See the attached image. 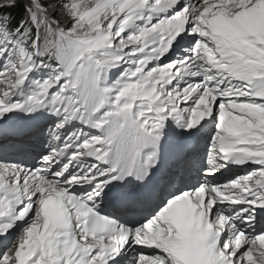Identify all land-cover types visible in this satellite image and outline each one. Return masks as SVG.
Listing matches in <instances>:
<instances>
[{"label":"snow or ice","instance_id":"1","mask_svg":"<svg viewBox=\"0 0 264 264\" xmlns=\"http://www.w3.org/2000/svg\"><path fill=\"white\" fill-rule=\"evenodd\" d=\"M19 3L0 134L47 145L0 162V264H264V0Z\"/></svg>","mask_w":264,"mask_h":264},{"label":"bare ground","instance_id":"2","mask_svg":"<svg viewBox=\"0 0 264 264\" xmlns=\"http://www.w3.org/2000/svg\"><path fill=\"white\" fill-rule=\"evenodd\" d=\"M10 130H14V133H5L4 135L0 134V146H2V141L4 139L7 140V144L9 146L7 150L8 157L4 159L3 154L0 153V158L4 159V161L0 159V162L24 163L28 166L36 163V161L33 159V156L35 155V152L39 150L40 142L43 141L44 145H47V137L45 136V134L42 135L37 132V125L26 124L24 121L18 122L14 127L9 126L4 131L9 132ZM25 130L27 131V133H25ZM171 161V150H169V159L167 163L171 164ZM192 163V165H187V169H191V182L195 183L198 175L197 169L199 168V163L198 160L195 159L192 161ZM242 173L236 172L235 174L242 175ZM216 180L222 181V178L218 176Z\"/></svg>","mask_w":264,"mask_h":264},{"label":"trees","instance_id":"3","mask_svg":"<svg viewBox=\"0 0 264 264\" xmlns=\"http://www.w3.org/2000/svg\"><path fill=\"white\" fill-rule=\"evenodd\" d=\"M44 1V0H43ZM27 2V0H20L19 6L11 9V14L13 17L16 18V20H19L22 16H23V8H24V4ZM47 4V3H46Z\"/></svg>","mask_w":264,"mask_h":264},{"label":"rangeland","instance_id":"4","mask_svg":"<svg viewBox=\"0 0 264 264\" xmlns=\"http://www.w3.org/2000/svg\"><path fill=\"white\" fill-rule=\"evenodd\" d=\"M43 2L46 4V3L49 2V0H44ZM57 18L60 19V21H61L62 24H68V23H69V22L66 20V18H64V17H61V16L58 15ZM45 129H46V128H45ZM46 130H47V129H46ZM205 160H206V157H205Z\"/></svg>","mask_w":264,"mask_h":264}]
</instances>
